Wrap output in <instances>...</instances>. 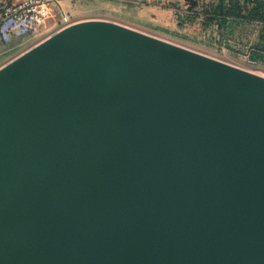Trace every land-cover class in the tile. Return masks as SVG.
Returning a JSON list of instances; mask_svg holds the SVG:
<instances>
[{
    "label": "water",
    "instance_id": "obj_1",
    "mask_svg": "<svg viewBox=\"0 0 264 264\" xmlns=\"http://www.w3.org/2000/svg\"><path fill=\"white\" fill-rule=\"evenodd\" d=\"M0 264H264V79L105 22L5 67Z\"/></svg>",
    "mask_w": 264,
    "mask_h": 264
},
{
    "label": "crops",
    "instance_id": "obj_2",
    "mask_svg": "<svg viewBox=\"0 0 264 264\" xmlns=\"http://www.w3.org/2000/svg\"><path fill=\"white\" fill-rule=\"evenodd\" d=\"M8 1L21 0H0V4ZM228 2V0H64L60 4L69 14L71 26L109 22L172 44L199 45L209 48L213 55L242 59L243 53L232 54L230 47L232 41L228 31L232 30L234 20L223 15V7L226 10L229 7ZM49 30L33 37L18 35L4 39L0 36V59L11 56L21 46L38 41L31 45L27 54L62 31L56 28ZM255 46L254 49L244 51L243 58H252L256 55Z\"/></svg>",
    "mask_w": 264,
    "mask_h": 264
},
{
    "label": "rangeland",
    "instance_id": "obj_3",
    "mask_svg": "<svg viewBox=\"0 0 264 264\" xmlns=\"http://www.w3.org/2000/svg\"><path fill=\"white\" fill-rule=\"evenodd\" d=\"M228 1H229L228 5H231L233 8L236 9L235 14L237 15L231 17L232 20L234 21L231 27L232 30L228 31L232 41L230 47H231V51L233 52L232 54L243 53L242 59H240V57L224 58L222 56L213 55L209 51V48L199 47V45L188 46L186 44H182V45L172 44L167 41L155 39L146 34L132 30L130 28H126L119 25L117 26L147 36L149 38H152L153 40H157L159 42L168 44L170 46L179 48L183 51H186L198 57H202L204 59L226 65L230 68L236 69L238 71L252 75L254 77L264 79V0H228ZM235 22L241 24L240 25L235 24ZM105 23H109V22H105ZM110 24H114V23H110ZM35 43L32 44L28 43L24 46H21L17 48V50L14 51V53L11 56H6L0 59V71H2L5 67L9 66L17 59L21 58L23 55H25L26 52H28L31 49V45H34ZM254 46L257 50L256 55H258V57H263V58H260V60H256L255 65H250L249 63H247V59L243 58L245 54L244 51H248V49H254ZM110 87L115 90L116 83L113 81L110 84Z\"/></svg>",
    "mask_w": 264,
    "mask_h": 264
},
{
    "label": "built area",
    "instance_id": "obj_4",
    "mask_svg": "<svg viewBox=\"0 0 264 264\" xmlns=\"http://www.w3.org/2000/svg\"><path fill=\"white\" fill-rule=\"evenodd\" d=\"M62 1L21 0L0 4V36L4 39L18 35L33 37L49 29H66L71 24L69 14L60 4ZM247 63L255 65L256 61L248 57Z\"/></svg>",
    "mask_w": 264,
    "mask_h": 264
},
{
    "label": "trees",
    "instance_id": "obj_5",
    "mask_svg": "<svg viewBox=\"0 0 264 264\" xmlns=\"http://www.w3.org/2000/svg\"><path fill=\"white\" fill-rule=\"evenodd\" d=\"M222 1H224V0H222ZM235 8H233L231 5H229V7H227L226 8V10H225V8L223 7V15L224 16H226V17H234V16H237L236 14H235ZM260 58H262V57H257L256 55H253L252 56V59H254L255 61L256 60H260Z\"/></svg>",
    "mask_w": 264,
    "mask_h": 264
}]
</instances>
